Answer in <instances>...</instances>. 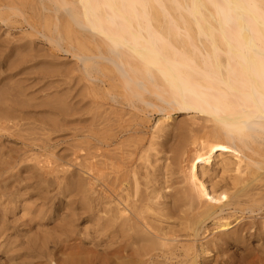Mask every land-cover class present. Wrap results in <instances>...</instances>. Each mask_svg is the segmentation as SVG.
<instances>
[{
  "label": "bare ground",
  "instance_id": "bare-ground-1",
  "mask_svg": "<svg viewBox=\"0 0 264 264\" xmlns=\"http://www.w3.org/2000/svg\"><path fill=\"white\" fill-rule=\"evenodd\" d=\"M166 3H170L180 14L172 15ZM160 16L166 19L165 27ZM0 22L4 26L10 24L8 27L19 23V27L28 28L27 32L23 30L25 33L21 30L23 38L24 34L27 39L37 35L50 47L74 58L71 69L61 73V77L70 78L69 82L63 79L64 84L73 82L72 87L70 84L63 88L73 89L74 95L70 91V99L65 95L56 100L63 106L69 99L73 115L80 113L77 122L88 121V114L86 118L83 115H91L92 107H101L102 110V106L108 105L111 108L110 112H106L104 109L108 107H103L105 119L101 114L104 124L101 122L100 125H104L105 130L100 132L104 135L89 132V137L78 136L93 143L92 150L88 154L84 152L86 156H83V147L79 148L80 144L76 142L78 149L72 155L74 166L79 169L77 175L81 173L83 177L69 176V168L62 170V167L58 176L49 165V168L45 166L48 157L43 165L38 161L35 164L33 160L36 158L32 160V156L29 158L26 155L31 151L28 147L22 151L26 156L23 158H10L0 152V190L5 193L2 202L7 206L19 201L23 203L24 192L33 190L36 185L52 182L49 178L52 175L55 186L56 183L64 185L69 192L76 188L74 193L79 191L83 195L86 189L87 194L91 193L97 202H101L99 213L103 214L100 218L103 224L100 225L96 217L93 241L97 239L96 245L104 247L103 256L86 257L89 251L82 255L79 246L70 244L67 238L56 243L55 249L69 251V256L58 264H264V0H0ZM7 38L9 42L15 39ZM23 40L15 43L18 45L14 48L7 46L4 51L0 49V63L9 62L15 56L7 69L4 68L6 71H0V78L2 75L3 78H15L12 83L16 86L7 87L11 91H0V138L1 132L9 133V129L22 125L24 128V121L29 119L27 102L31 103L25 99L28 91L31 90L30 95L33 96L59 87L52 83L45 87L44 84L38 86L28 81L24 84L25 79H16L25 74L28 66L34 65L32 62L28 64L35 58L33 52L30 56L22 50L28 48L31 41ZM47 51L49 53V49ZM73 70L77 71L76 75ZM51 74L57 76L56 72ZM115 89L117 92H111ZM101 94H105L106 98ZM149 97H153V101ZM33 99L36 98L32 97L30 101ZM138 105L146 111L155 109L158 115L166 116L167 123L172 119L171 112L179 113L183 118H177V123L172 119L174 126L165 121L160 125L161 118L148 126L146 115L136 116V112L140 111L135 110ZM128 108L136 112L130 113L132 109ZM128 116L131 122H127ZM89 118L92 123L96 119L93 116ZM136 118L137 122L131 124ZM30 125H27L28 128ZM170 127L178 135L173 144ZM76 129L79 130L78 127ZM83 131L87 135V131ZM18 139L21 140L20 137ZM1 144L0 141V147ZM217 152L222 172L232 176L229 184L215 189L213 185L217 182L214 180L208 185L203 176ZM48 154L50 157L53 155L52 152ZM160 156H166L165 171H159ZM86 158L90 161L87 166L84 163ZM29 161H33L31 165ZM74 161L70 160L72 164ZM68 166L65 163V167ZM157 171L159 177L155 174ZM85 174L88 180H85ZM99 181H103L101 186L104 187L99 195L101 199L96 196L99 194L96 189ZM214 189L216 200L211 202L210 193ZM62 199L66 197L62 196ZM25 201L32 202L33 208L36 206L33 203L38 200ZM75 202L73 200L72 203ZM84 202L83 205L87 204ZM47 213L49 215L48 209ZM71 224L66 226H69L67 229ZM71 228L74 229L73 226ZM57 230L62 229L58 227ZM99 234L103 240L99 239ZM27 261L23 262L26 264Z\"/></svg>",
  "mask_w": 264,
  "mask_h": 264
},
{
  "label": "rangeland",
  "instance_id": "rangeland-1",
  "mask_svg": "<svg viewBox=\"0 0 264 264\" xmlns=\"http://www.w3.org/2000/svg\"><path fill=\"white\" fill-rule=\"evenodd\" d=\"M166 6H168L169 7V11L171 12V14L172 15H175V14H180L179 13V11L177 12L176 10H174L173 9V7H172V5L170 4V3H166ZM175 16H177V15H175ZM18 19H20V18H18ZM159 19V18H158ZM160 19H161V21H162V24H163V26L165 27L166 26V19H164V18H161V16H160ZM1 23V22H0ZM181 26L183 25V24H181V22L179 23ZM8 25H10V24H8ZM8 25H6V26H4V24H0V29H1V31H0V49L2 48V50L4 51V49L5 48H8L9 46L11 47L12 46V48H14V45H18L23 39H26L27 41L29 40V41H31L30 43H31V45L29 44V47L31 48H25V49H22L23 50V52L24 53H30L31 51L33 52V55H34V57L36 58V59H38L39 57L38 56H40V59H38L39 60V62H38V60H36L35 58H33L34 60H35V62H34V60L33 61H29V58L31 59V54L32 53H30V56H28L27 58H26V62H28V64H34V65H32V66H28L27 67V69H26V71H25V74H21V75H19V76H17L16 77V79H19L20 81H25L26 80V82L24 83V84H27V81H28V83L30 84V83H32V84H37L38 86H42V84H44L43 85V87H45V86H48L50 83H52L53 85H58L59 87L56 89H50L51 90V92H50V90L48 91V90H46V91H44V94H43V92H41V93H37V94H34L33 96H31L30 94L32 93L31 92V90H30V92L28 91V93L26 94L27 96L25 97V99L27 100V101H29V102H31V103H28L27 102V106H28V110H27V108H26V112H27V117H29V119L27 120V121H24L23 123L25 124L24 125V128H23V125L21 126V127H18L17 129L16 128H13V129H9L8 130V132L9 133H11V134H9V133H4V132H1V138H0V141H1V146L2 147H0V152H4L5 153V155L7 156V157H10V158H13V157H26V156H23V154H22V151L26 148V147H28V149L30 148L31 149V151L30 152H28L26 155L27 156H29V158L31 157L32 158V160L33 159H35V160H33L34 161V163L36 164V162L38 161V162H40V164H44V163H46V161L48 160L46 157H48L49 158V161H48V164L46 165L45 164V166L47 167V168H49V166H50V169L51 170H53L54 169V171L55 172H57V175L58 176H60V171H59V169L61 170L62 168V170H67L68 168V172H69V170H70V172L68 173V175L70 176V175H74L75 177H78L79 178V176H82L83 177V175H81V173H79L80 175H77V170H79L78 169V167L77 166H74V164H75V161H74V158H73V154L75 153V151L78 149V147L77 146H75V145H79V148H81V147H83L82 148V150H84L82 153H83V156H86V154L85 153H89L91 150H92V146H93V143L91 142V140L89 141L90 142V144H89V142H88V139H80V137H78V136H82V137H89L90 136V134H89V132H97V134H98V132H99V135H104L103 133H101L102 131L101 130H105V127H104V125H100L101 124V122H102V124H104V120L102 119V121H101V117H102V115L105 113L104 112V110L107 112V110H108V112H110L111 111V108L110 107H108V105H104V106H106V107H108V108H106V109H104L103 110V107L104 106H102V110H101V107L100 108H96V107H92L91 109L93 110V111H95V112H92V110L90 109V112H91V115H89V113H86V114H84V115H86V116H84L83 115V117H87V114H88V121H82V123H79V122H77V120L79 121V117H80V113L79 114H77V116L75 115H73V112H74V109H71V107L72 106H70V104L69 103H71L70 101H69V99H70V97L69 96H72V95H74V92H73V89H71V90H69V89H67V87H69L68 85H70L71 87H72V84H73V82L72 83H68V84H66L67 82H69V80H70V78L69 77H64V76H62L61 77V73H63V72H65V70H69L68 68H70V65H71V67H72V64L74 63V58L70 55V54H67V53H62L61 51H58V50H56V49H54V48H52V46L50 47V44L49 43H46V41L45 40H43L42 38H38V36L37 35H35L34 36V34L33 35H31V37L33 38H29V39H27V37L28 36H25V34H24V38H23V36H22V34L21 33H25V31L27 32L28 31V28H24L23 29V26H18V25H20L19 23H15V24H12L10 27H8ZM15 26H16V28H15ZM12 27V28H11ZM19 27V28H18ZM6 29V30H5ZM18 29V30H17ZM10 30H12V31H10ZM23 30H25V31H22ZM12 34V37H11V34ZM14 32V33H13ZM9 34V35H8ZM21 37H20V36ZM6 36H8V38L7 39H10V40H12V39H14V40H12L11 42H9V40H6ZM20 38H19V37ZM16 38H18L17 39V41H15L16 40ZM36 38V39H35ZM21 39V41H19ZM39 39V40H38ZM2 40V41H1ZM25 40V41H26ZM24 41V40H23ZM22 41V42H23ZM2 42H4V43H2ZM7 42V43H6ZM18 42V44H15V43H17ZM34 42V43H33ZM36 42V43H35ZM38 42V43H37ZM42 42H44V43H42ZM10 43H13V44H10ZM37 44V45H36ZM38 44H40V45H38ZM44 46H43V45ZM49 44V45H48ZM6 45V46H5ZM8 46V47H7ZM36 46V48H35V50H34V47ZM43 46V47H42ZM45 49V50H44ZM49 49V53H48V50ZM14 50V49H13ZM51 50V51H50ZM56 50V51H55ZM58 52V53H57ZM13 53H14V51H13ZM13 53H12V55H13ZM36 53H37V56H36ZM48 53V54H47ZM52 55H51V54ZM62 53V54H61ZM47 54V55H46ZM59 54V55H58ZM50 55V56H49ZM46 56V57H45ZM57 56V57H56ZM44 57V58H43ZM51 59H50V58ZM45 58H48V60L47 59H45ZM55 58V59H54ZM57 58V59H56ZM64 58V59H63ZM66 58V59H65ZM50 59V60H49ZM54 59V60H53ZM60 59H61V61H60ZM11 60H15V56L13 55L10 59H9V62H2V63H0V71H2L4 68H6L7 69V67H8V65L11 63V62H13V61H11ZM41 60H44V61H42V62H40ZM47 60V61H46ZM53 60V61H52ZM58 62V63H56V62ZM63 61V62H62ZM32 62V63H31ZM44 62V63H43ZM48 62V63H47ZM50 62H51V64H50ZM55 62V63H54ZM61 62V63H60ZM73 62V63H72ZM4 63H5V65H4ZM37 63V64H36ZM39 63V64H38ZM63 63H64V65H63ZM71 63V64H70ZM40 64H42V65H40ZM56 64V65H55ZM58 65V66H57ZM4 66V67H3ZM26 66V65H25ZM25 66H23V67H25ZM61 66V67H60ZM64 66H66V67H64ZM63 67V68H62ZM32 70H31V69ZM6 69H4V71H6ZM48 69V70H47ZM52 69V70H51ZM71 69V68H70ZM34 70V71H33ZM40 70H42V71H40ZM54 70V71H53ZM59 71V73H58V71ZM29 71V72H28ZM35 71H37V72H35ZM43 71H46V72H43ZM72 71V70H71ZM34 72V73H33ZM39 72V73H38ZM42 72V73H41ZM51 72L52 73H54L55 74V72H56V75L57 76H55V75H53V74H51ZM77 71L76 70H73V73H74V75H76L77 73H76ZM27 73V74H26ZM44 73V74H43ZM48 73V74H47ZM50 73V74H49ZM35 74V75H34ZM46 74V75H45ZM59 74H60V76H59ZM37 75V76H36ZM44 75V76H43ZM50 75V76H49ZM53 75V76H52ZM22 76H24L23 78H22ZM28 76H32L31 78L30 77H28ZM46 76V77H45ZM4 77V75H2L1 76V78H0V80H2L0 83V91H4V89L5 90H8V91H11V88H10V90L7 88V87H9V86H13L14 88L16 87V86H14L13 85V83H14V80H15V78H12V79H9V78H3ZM19 77V78H18ZM40 77V78H39ZM34 78V79H33ZM39 78V79H38ZM51 79V81H48V80H50ZM57 80H56V79ZM59 78V79H58ZM60 78H62V80H60ZM3 79H5V80H3ZM25 79V80H24ZM29 79V80H28ZM32 79V80H31ZM40 79H42V80H40ZM53 79V80H52ZM68 80L65 84H64V80ZM7 80V81H6ZM11 80H13V81H11ZM38 82H37V81ZM43 80H44V83H42L43 82ZM47 80V82H45ZM60 80V81H59ZM6 81V82H5ZM40 81V82H39ZM42 81V82H41ZM13 82V83H12ZM55 82V83H54ZM63 84H62V83ZM61 83V84H60ZM86 83V82H85ZM87 84V83H86ZM64 85V86H63ZM65 86H67L66 88H63V87H65ZM61 88V89H60ZM58 91V93L56 94V92ZM60 90H61V92H60ZM69 90V91H68ZM48 91V92H47ZM73 93H71V92ZM120 91V90H119ZM45 92H46V95H47V97H45ZM99 92H102L103 93V91H100L99 90ZM111 92H117V89H115L114 91L113 90H111ZM121 92V91H120ZM48 93V94H47ZM50 93V94H49ZM82 93H83V91H82ZM68 94V95H67ZM72 94V95H71ZM51 95V96H50ZM68 96V98L69 99H67L66 101H67V105L66 104H63V106H61L60 104H58L57 103V97H58V99H59V97L61 98V96ZM84 95L85 96H87V93L85 94L84 93ZM83 95V96H84ZM102 95V94H101ZM53 96H55L54 98H53ZM85 96H84V98H85ZM92 96V95H91ZM94 96V95H93ZM104 96V97H103ZM106 95L105 94H103L102 95V97L105 99L106 97H105ZM28 97H29V99H28ZM31 97V98H30ZM32 97H34V98H36V99H33L34 101H30V99H32ZM41 97V98H40ZM45 97V98H44ZM49 97V98H48ZM43 98V99H42ZM150 98V100H152L153 101V97H149ZM45 99H48L47 101L45 100ZM51 101H50V100ZM98 99V98H97ZM40 100H42V101H40ZM38 101H39V103H38ZM45 103H44V102ZM56 101V103H53V102H55ZM87 101H88V99H87ZM155 102H156V100H154ZM32 102H34V103H32ZM69 102V103H68ZM156 103H158V102H156ZM35 104H37V105H35ZM43 105V106H42ZM55 105V106H54ZM60 105V106H59ZM40 106H42V107H40ZM45 106H47V107H45ZM69 106V107H68ZM138 106H140V107H138ZM137 106V109H135L136 111L137 110H140V111H137L138 112V114H137V112L134 110V109H132V108H130V109H132L131 111H130V113H135L136 112V116L138 115V118H139V116L140 117H142V116H144V115H146L147 116V121H149L148 122V126H151V125H153V124H155L158 120L157 119H159V118H161V119H159L160 120V122H161V124L160 125H163V122L165 121V123L166 124H170V125H172V126H174L175 125V123H177V118H178V120H179V118H180V120L183 118V116L181 115V114H179V113H170V115H171V118L172 119H174V124H171L172 123V119H170V120H168L169 122L167 123L166 121V116L165 117H163L162 115H158V113L156 112V111H154V113H153V111H149L150 109H147V111L145 110V108H143V106H141V105H138ZM36 107V108H35ZM39 109H38V108ZM64 107V108H63ZM142 107V108H141ZM33 108V109H32ZM105 108V107H104ZM118 108H120V107H118ZM53 109H55V110H53ZM67 109V110H66ZM98 109V111H96V110ZM100 109V110H99ZM129 109V108H128ZM128 109H125L126 111H129ZM31 110V111H30ZM45 110V111H44ZM52 110V111H51ZM59 110V111H58ZM65 110V111H64ZM113 110V109H112ZM145 110V111H144ZM152 110V109H151ZM73 111V112H72ZM100 111L102 112V113H100ZM135 111V112H134ZM29 112H31V113H29ZM46 112V113H45ZM61 114H60V113ZM155 112L157 113V114H155ZM50 113V114H49ZM72 113V114H71ZM97 113H99V115H101V116H99V115H96ZM148 113V114H147ZM153 113V114H152ZM69 114V115H68ZM93 114V115H92ZM132 114V115H133ZM142 114V115H141ZM60 115V116H59ZM105 115V114H104ZM104 115H103V117L102 118H104ZM149 115V116H148ZM34 116V117H33ZM61 116H62V118H61ZM79 116V117H78ZM89 116H93V117H95L96 119H97V121H96V119L93 121V123L90 121V119L92 118H89ZM152 116V117H151ZM162 116V117H161ZM32 117V118H31ZM66 117V118H65ZM73 117V118H72ZM76 117V118H75ZM78 117V118H77ZM129 117V116H128ZM150 117V118H149ZM37 118V119H36ZM54 118H55V120H54ZM58 118V119H57ZM68 118H69V121L70 122H72V123H70L69 121H68ZM125 118H127V116L125 117ZM72 119V120H71ZM105 119V118H104ZM141 119V118H140ZM38 120V121H37ZM42 122H41V121ZM43 120H45V121H43ZM61 120H62V122H61ZM98 120H100V123H99V121ZM126 120V119H125ZM128 120V119H127ZM126 120V121H127ZM131 120L132 119H130V117H129V120L127 121V122H131ZM176 120V121H175ZM31 121V122H30ZM33 121V122H32ZM35 121V122H34ZM36 121H37V123H36ZM48 121V122H47ZM74 121V122H73ZM134 121V122H133ZM133 123H131V124H135L136 122H137V118L136 119H133ZM69 122V123H68ZM84 122V123H83ZM90 122V123H89ZM98 123V125H97V123ZM139 122V121H138ZM31 124L30 126L31 127H29L28 128V126H29V124ZM43 123H44V125H43ZM56 123V124H55ZM66 123V124H65ZM164 123V124H165ZM36 124V125H35ZM39 124V125H38ZM51 124H53V127H51L52 125ZM61 124V125H60ZM85 124H86V126H85ZM89 124V125H88ZM91 124H93V125H91ZM28 125V126H27ZM51 125V126H50ZM95 125V126H94ZM27 126V127H26ZM41 126V127H40ZM43 126V127H42ZM57 126V127H56ZM61 126V127H60ZM100 126V127H99ZM101 126H103V127H101ZM33 127V128H32ZM44 127H45V129H44ZM78 127V129L79 130H77L76 128ZM94 129H92V128ZM99 129H98V128ZM31 128V129H30ZM35 128H37V129H35ZM42 128V130H40ZM53 130H52V129ZM71 128H72V130H71ZM75 128V129H74ZM82 130H81V129ZM88 128V129H87ZM91 128V129H90ZM95 128L97 129L96 131H95ZM102 128V129H101ZM21 129V130H20ZM27 129V130H26ZM29 129V130H28ZM73 129H74V131H73ZM170 129H171V132H172V136H171V143L173 144L174 142H176V140H177V137H178V135L176 134L177 133V131H174V129L172 128V127H170ZM11 130V131H10ZM14 130H15V132H14ZM20 131V133H19V131ZM31 130V132H29ZM35 130V132L33 133V131ZM63 130V131H62ZM66 130V131H65ZM83 130H85V131H87V135H85L86 134V132H84ZM104 130H103V132H104ZM16 131H18V132H16ZM40 132L41 134H39L38 132ZM50 131V132H49ZM72 131V132H71ZM81 131V132H80ZM101 131V132H100ZM27 134H26V133ZM57 132V133H56ZM15 133H19V134H15ZM24 133V134H23ZM42 133H43V136H42ZM45 133V134H44ZM47 133H48V135H47ZM62 135H61V134ZM80 133V134H79ZM173 133H174V135H173ZM4 134V135H3ZM8 134V135H7ZM29 134H30V136H29ZM35 134V135H34ZM38 134V135H37ZM50 134V135H49ZM79 134V135H78ZM92 135L94 134V133H91ZM175 134H176V137H174L175 136ZM17 135V136H16ZM19 135V136H18ZM22 135V136H21ZM32 135H34V136H32ZM46 135L48 136V137H46ZM72 135H73V137H72ZM89 135V136H88ZM24 136H26V138H23ZM41 136V137H40ZM45 136V137H44ZM61 136V137H60ZM17 137V138H16ZM21 138V140L20 139H18V138ZM28 137H32V138H28ZM39 138V141H38V138ZM139 137V136H138ZM137 137V139H139ZM34 138V139H33ZM74 138H76V139H74ZM79 138V139H78ZM174 138V139H173ZM25 139H26V142H29V143H26V142H24L25 141ZM43 139V140H42ZM45 139V140H44ZM176 139V140H175ZM24 140V141H23ZM34 140V141H33ZM79 140H81L80 142H79ZM83 140H87V142L86 141H83ZM146 141V140H145ZM174 141V142H173ZM32 142V143H31ZM40 142H42V143H40ZM76 142H77V144H76ZM79 142V143H78ZM83 142V143H82ZM33 143L34 144H37V145H33ZM45 143V144H44ZM85 143H87V144H85ZM30 144H32V145H30ZM41 144H43V145H41ZM73 144H74V147H72L73 146ZM47 145V146H46ZM81 145H84L85 147L86 146H88V147H84V146H81ZM40 146V147H39ZM35 147H38V148H35ZM91 149H90V148ZM35 148V149H34ZM85 148V149H84ZM38 149V150H37ZM45 149V150H44ZM75 149V150H74ZM89 149V150H88ZM39 150H40V152H39ZM73 150V151H72ZM49 151V152H48ZM88 151V152H87ZM32 152V153H31ZM41 152H44V153H41ZM51 152H52V154L53 155H51L52 157H50V155L48 154V153H50L51 154ZM85 152V153H84ZM102 152V151H101ZM35 153H36V155H35ZM45 153H47V154H45ZM218 154H219V152H217L216 153V157H215V159L214 160H212V162H211V164L204 170V179L207 181V182H209V184L208 185H211V183L212 182H217L216 184H214L213 186H216L215 187V189H217V188H219V187H221V186H223V185H225V184H229L228 182H231L230 181V176H232L231 174H224L223 172H222V169H221V165H220V159L217 157L218 156ZM42 155V156H41ZM48 155V156H47ZM73 155V156H72ZM40 157V159H39V157ZM54 156V157H53ZM71 156H72V158H71ZM5 157V156H4ZM35 157V158H34ZM162 157V158H161ZM166 156H160V161L158 162V165H159V171H165L166 169L164 168V165H165V163H166V161H165V158ZM41 158H45L44 160L43 159H41ZM67 158L68 159H70L71 161H74L73 162V164H72V162H70V160L68 161L67 160ZM41 160V161H40ZM51 160V161H50ZM32 161V162H33ZM43 161V162H42ZM62 161V162H61ZM65 161V162H64ZM32 162H30L29 161V164L31 163L32 164ZM50 162H52V163H50ZM64 162V163H63ZM83 162H84V160H83ZM88 162V163H87ZM33 163V165L32 166H34L35 164ZM50 163V164H49ZM54 163H56V164H54ZM65 163H66V166L67 165H69L68 167H65ZM68 163H71V165H73V167H70L71 165L70 164H68ZM85 164H86V166L90 163V161H89V158L87 159L86 158V160H85V162H84ZM162 163V164H161ZM164 163V164H163ZM27 164H28V161H27ZM30 164V165H31ZM51 164H52V166H51ZM61 164V165H60ZM41 165V166H42ZM49 165V166H48ZM57 168H56V167ZM58 166H60V167H58ZM52 167V168H51ZM56 168V170H55V168ZM62 167V168H61ZM65 167V168H64ZM163 167V168H162ZM46 168V169H47ZM71 168V169H70ZM74 170H73V169ZM77 168V169H76ZM163 169H165V170H163ZM49 170V169H48ZM58 170V171H57ZM36 171V170H35ZM72 171V172H71ZM13 172H15V170L13 171ZM58 172H60L59 174H58ZM225 175H223V174ZM54 174V173H53ZM155 174H157V177H159L158 175H159V173H158V171L155 173ZM222 174V175H221ZM53 176L54 175H52V178H51V176L49 177L51 180H52V182L51 181H49L48 183H46V185L45 184H39V185H36V187L34 186V189L32 190H30V191H26V192H24L23 194V196H22V200L24 201H22L21 199H19V200H21L23 203H21L20 201L18 202V203H16V204H10V205H6V203L5 204H3V202L2 201H4L3 199L5 198L4 197V192H3V190L1 191L0 190V264H19L20 262V264H25V262L27 261V263L26 264H58L59 262H61L62 260H63V258H66V256L68 257L69 255V251L68 250H66L65 248L62 250L61 249V251H59V250H57V249H55L56 248V243H58V242H61V241H63V240H65V239H67V238H69L68 240H70V244L72 243V244H74L75 246H79V248H80V251H82L83 253H82V255H86L87 254V252H88V254L86 255V257L88 256V257H93V256H95L96 254L97 255H99L98 257L100 258V257H102L103 256V254H102V252H104V247L102 248V246H97L96 245V243H95V240H97V239H95L94 241H93V238H94V236H93V233H94V230H95V226H94V222L95 221H97L96 220V217H98L97 219H98V222H99V224L100 225H102L103 223V221H102V219H100V218H102L103 217V214H101V213H99L100 212V209H101V202H97V200L95 199V197L94 196H91L92 194L91 193H89L88 191V194L86 193V189H84L83 191H85V192H83L84 193V195L82 194V193H80L79 191V193L78 192H76V193H74L77 189L76 188H72V190H70V192L69 191H67L66 189H65V186L63 185V186H61V185H58L57 183H56V186H55V180L53 181ZM85 177L87 176L86 174L84 175ZM220 176H222L221 178H220ZM224 176V177H223ZM84 177V178H85ZM88 177V176H87ZM87 177L85 178V180L87 179ZM206 177V178H205ZM48 178V179H49ZM49 179V180H50ZM229 179V180H228ZM88 180V179H87ZM215 180V181H214ZM103 182V181H102ZM102 182L101 181H99V182H97V186H96V189H98V193L99 194H97L96 196H98L100 199H101V193L103 192V190H104V187L102 188ZM50 183V184H49ZM53 183V184H52ZM101 183V184H100ZM51 184H52V186H51ZM221 185V186H220ZM39 186V187H38ZM51 186V187H50ZM61 186V187H60ZM98 186L100 187V188H98ZM219 186V187H218ZM49 190H48V189ZM59 188V189H58ZM60 188H62V190H60ZM63 188L65 189V191L63 192ZM37 189H38V191H37ZM43 189V190H42ZM44 189H46V191L44 190ZM102 189V190H101ZM215 189H214V192L213 191H211V193H210V201L211 202H214L216 199H215V196H216V194H215ZM39 190H40V192H42V193H40L39 192ZM57 190V191H56ZM75 190V191H74ZM35 192V193H34ZM39 192V193H38ZM47 192V193H46ZM61 192H62V194L63 195H61ZM26 193V194H25ZM29 193V194H28ZM32 193H33V196H32ZM45 193V194H44ZM56 193H59V194H56ZM72 193V194H74V195H70V194ZM36 196H35V195ZM43 194H44V196H43ZM64 194H66V195H69V196H64ZM82 194V195H81ZM91 194V195H90ZM30 195H31V197H30ZM38 195H40V196H38ZM76 195V196H75ZM78 195V196H77ZM100 195V196H99ZM28 198H27V197ZM54 196H56V197H54ZM62 196H63V198L64 197H66V199L64 200V199H62ZM71 196H72V199H71ZM82 196V197H81ZM23 197H25V198H23ZM45 197H46V199H45ZM54 197V198H53ZM79 197V198H78ZM88 199H87V198ZM67 198H68V200H67ZM81 198H84V199H82L81 200ZM26 199H30V200H35V201H37V202H35V203H33V204H35L36 206H34L33 208L31 207V203L32 202H30L29 201V203L27 202V201H25ZM46 201H45V200ZM61 199V200H60ZM90 199H91V201H90ZM49 200V201H48ZM58 200H60V201H58ZM63 200V201H62ZM72 200V201H71ZM73 200H74V202H75V204H73L72 202H73ZM45 201V202H44ZM54 201V202H53ZM70 201H71V203H70ZM86 202L87 204H88V206H87V204H84L83 205V202ZM96 201V202H95ZM56 202V203H55ZM59 202V203H58ZM62 202V203H61ZM82 202V203H81ZM84 202V203H85ZM47 203V204H46ZM61 203V204H60ZM66 203V204H65ZM67 203H69V205H67ZM8 204V203H7ZM30 204V205H29ZM32 204V205H33ZM40 204V205H39ZM42 204V205H41ZM46 204V205H45ZM57 204H59V205H57ZM82 204V205H81ZM15 205H18L19 206V208L20 209H18V206L16 207ZM22 205V206H21ZM26 205V206H25ZM28 205V206H27ZM38 205V206H37ZM52 205V206H51ZM67 206V207H65V206ZM5 206V207H4ZM23 206H24V208H23ZM45 206V207H44ZM59 206H61V207H59ZM64 206V207H63ZM82 206H83V209H81L82 208ZM95 206V207H94ZM10 207V208H9ZM15 207V208H14ZM38 207V208H37ZM45 208V209H43V208ZM50 207V208H49ZM54 207H57L56 209L54 208ZM71 208V209H68V208ZM88 208L87 210H84V209H86V208ZM7 208H8V210H7ZM12 208H14V210L12 211ZM29 208H32L31 209V211L29 210ZM54 208V209H53ZM62 208V209H61ZM72 208H73V210H72ZM16 209V210H15ZM37 209H38V211H37ZM47 209H48V212H49V215H48V213H47ZM50 209H51V211H50ZM76 209V210H75ZM78 209V210H77ZM79 209H81V210H79ZM93 209V210H92ZM10 210V211H9ZM36 210V211H35ZM39 210H40V212H39ZM43 210H44V212H43ZM57 210V211H56ZM68 210V211H67ZM27 211V212H26ZM35 211V215L32 213V212H34ZM46 211V212H45ZM53 211H54V213H53ZM56 211V212H55ZM58 211H59V213H58ZM65 211V212H64ZM79 211V212H78ZM85 211H86V213H85ZM92 211V212H91ZM36 212H37V214H36ZM70 214H68V213ZM84 214H83V213ZM7 213V214H6ZM47 213V215H45ZM55 213L57 214V216L55 215ZM61 213V214H60ZM80 213V214H79ZM25 214V215H24ZM30 215V217H28V215ZM38 214H40L39 216H38ZM62 214H64L63 216H62ZM68 214V215H67ZM82 214V215H81ZM97 214V215H96ZM2 215V216H1ZM42 215H45V216H42ZM59 215V216H58ZM66 215V216H65ZM95 215V216H94ZM102 215V216H101ZM32 216V217H31ZM56 216V217H55ZM64 216H65V218H64ZM68 216V217H67ZM70 216V217H69ZM92 216V217H91ZM100 216V217H99ZM41 217V218H40ZM67 217V218H66ZM71 217H72V220H71ZM77 217V218H76ZM30 218H32V220H30ZM55 218V219H54ZM64 218V219H63ZM69 218V219H68ZM75 218H76V220H75ZM54 219V220H53ZM63 219V221L64 222H62L61 220ZM65 219H66V221H65ZM28 220H30V221H28ZM55 220H56V223H55ZM67 220H69V221H67ZM89 220V221H88ZM91 220V221H90ZM77 221V222H76ZM3 222V223H2ZM62 222V223H61ZM66 222H68L67 224H66ZM54 223H55V225H54ZM58 223V224H57ZM63 223H65V224H63ZM72 223V224H71ZM91 223V224H90ZM57 224V225H56ZM59 224H61V225H59ZM71 224V227L73 226V228L74 229H72L71 227L69 228V229H67L68 227H66L67 225H70ZM75 226H74V225ZM82 225V226H81ZM92 225V226H91ZM32 226V227H31ZM59 227V229H62V230H59V232H58V227ZM62 226H64V227H62ZM34 227V228H33ZM55 227H57L56 229H55ZM101 228H102V226H100ZM99 227V230L101 231V228ZM31 228H33L32 230H31ZM66 228V230L64 231V229ZM91 228V229H90ZM94 229V230H93ZM29 230V231H28ZM56 230V231H55ZM27 231V232H26ZM54 231V232H53ZM65 233H64V232ZM67 231H68V233H67ZM26 232V233H25ZM31 232H34V233H31ZM63 232V233H62ZM3 235H2V234ZM56 233V234H55ZM61 233V234H60ZM29 234V235H28ZM101 234V233H100ZM99 234V235H100ZM30 235H31V237H30ZM39 235V236H38ZM40 235L41 236H43V237H40ZM59 236L58 238L56 237V236ZM69 235V236H68ZM4 236V237H3ZM6 237V238H5ZM8 237V238H7ZM35 237V238H34ZM39 237V238H38ZM45 237H47V238H45ZM64 237V238H63ZM87 237V238H86ZM99 237H101V238H99L100 240L102 239L103 240V238H102V236L100 235ZM36 239V240H35ZM41 239V240H40ZM45 239H47V241L45 240ZM35 240V241H34ZM38 241V242H37ZM80 241V242H79ZM16 242V243H15ZM40 242L42 243V244H40ZM92 242V243H91ZM86 243V244H85ZM95 243V244H94ZM11 244H12V246H11ZM45 244V245H44ZM77 244V245H76ZM94 246H93V245ZM41 245V246H40ZM54 245V246H53ZM73 245V246H74ZM97 246V249H95L96 248V246ZM11 246V247H10ZM40 246V247H39ZM82 246V247H81ZM28 247V248H27ZM30 247V248H29ZM92 248L93 249V251H91L92 249H88V248ZM101 247V248H100ZM18 250H17V249ZM7 249V250H6ZM11 249V250H10ZM53 249V250H52ZM98 249H99V252H98ZM16 250H17V252L18 253H16ZM24 250V251H23ZM27 250V251H26ZM44 250V251H43ZM97 250V251H96ZM7 251V252H6ZM11 251V252H10ZM15 251V252H14ZM32 251V252H31ZM75 251H77V250H75ZM101 251V252H100ZM6 252V253H5ZM20 252V253H19ZM44 252V253H43ZM85 252H86V254H85ZM11 253V254H10ZM94 255H93V254ZM26 256H24V255ZM29 254V255H28ZM33 254V255H32ZM48 254V255H47ZM90 254V255H89ZM14 255V256H13ZM58 255H60L59 257H61V258H59L58 257ZM62 255V256H61ZM96 255V256H97ZM100 255H102V256H100ZM10 256V257H9ZM22 256H23V258H22ZM32 256H33V258H32ZM56 256H57V258H56ZM12 257V258H11ZM16 258V259H14V258ZM25 257V258H24ZM29 257V258H28ZM31 257V258H30ZM208 257V256H207ZM20 258V259H19ZM22 258V259H21ZM43 258V259H42ZM19 259V260H18ZM39 259V260H38ZM41 259H42V262H41ZM54 259H55V261H54ZM25 261V262H23V261ZM48 260V262H46ZM11 261V262H10ZM49 261H50V263H49ZM57 261V262H56ZM7 262H9V263H7Z\"/></svg>",
  "mask_w": 264,
  "mask_h": 264
}]
</instances>
